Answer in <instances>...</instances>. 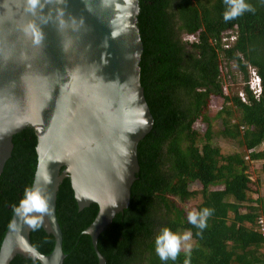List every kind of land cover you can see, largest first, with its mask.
Listing matches in <instances>:
<instances>
[{"label": "trees", "instance_id": "1", "mask_svg": "<svg viewBox=\"0 0 264 264\" xmlns=\"http://www.w3.org/2000/svg\"><path fill=\"white\" fill-rule=\"evenodd\" d=\"M246 3L255 11L225 22L224 0H140L141 85L147 100L178 115L139 142L140 171L131 203L98 238L106 264H184L188 257L183 250L175 261H161L156 254L155 239L165 227L192 232L190 264H264L259 222L264 193L259 178L247 172L248 159H264V145L259 148L264 142V0ZM229 63L243 81L242 95L239 90L225 94L226 78L232 73L226 68ZM249 68L261 79L258 96L247 83ZM215 97H221L220 103L210 116ZM212 117H218L221 127H213ZM195 121L206 123L202 132ZM217 134L235 139L241 149L222 152L212 141ZM13 143L0 175V247L13 206L32 186L38 162V135L32 125L17 132ZM194 180L200 188H189ZM193 197V207L178 203ZM203 208L212 213L201 230L189 223L188 214ZM98 212L97 202L79 209L66 177L57 197L64 264H99L92 238L84 232ZM31 240L44 253L54 248V235L41 223L32 229ZM10 264L41 263L18 254Z\"/></svg>", "mask_w": 264, "mask_h": 264}, {"label": "water", "instance_id": "2", "mask_svg": "<svg viewBox=\"0 0 264 264\" xmlns=\"http://www.w3.org/2000/svg\"><path fill=\"white\" fill-rule=\"evenodd\" d=\"M139 12L140 0H39L35 8L29 0H0V175L14 135L32 125L38 135L32 186L52 194L53 215L41 224L55 238L50 253L40 251L32 228L13 213L16 227L6 231L0 264L18 254L64 264L57 197L66 177L80 210L99 204L84 232L106 264L98 238L131 203L139 142L178 115L145 96Z\"/></svg>", "mask_w": 264, "mask_h": 264}, {"label": "clouds", "instance_id": "3", "mask_svg": "<svg viewBox=\"0 0 264 264\" xmlns=\"http://www.w3.org/2000/svg\"><path fill=\"white\" fill-rule=\"evenodd\" d=\"M29 3L32 8H35L39 0H29ZM224 3L227 6L223 14L225 22L240 17L246 11H255L251 5L246 3V0H224ZM227 86H224L225 94L228 93ZM37 178L42 180L45 185H50L52 183L50 175L41 177L40 174L37 173ZM51 199L52 194L50 192L45 194V190L42 187L30 186L25 188L23 197L19 200L17 205L13 206L12 210L17 217L35 230L39 227L44 216L51 217L53 215L54 210L50 204ZM116 206V204L113 205V207ZM211 213L212 210L209 208H203L199 212L193 210L188 214V221L196 228L203 230L207 227V219ZM15 227V221L9 224V228L14 229ZM197 234L200 235L201 233ZM191 239L192 232L190 230L181 234L173 232L171 229L165 227L155 239V252L161 261H175L183 250L188 257L184 260V264H190V254L192 250V244L190 243Z\"/></svg>", "mask_w": 264, "mask_h": 264}, {"label": "rangeland", "instance_id": "4", "mask_svg": "<svg viewBox=\"0 0 264 264\" xmlns=\"http://www.w3.org/2000/svg\"><path fill=\"white\" fill-rule=\"evenodd\" d=\"M181 37L183 38V34H181ZM226 68L230 69L231 75L229 74V79L228 77L227 82H228V91L230 92H234L235 90H239L240 92H242V84L243 81L241 80V78L239 77V75L235 72V65L233 63H229L226 64ZM225 70V69H224ZM225 75V73H224ZM221 99V97H215L213 100H211V105H210V116H212L213 114H215L218 106H219V100ZM233 108H235L233 106ZM212 121H213V127L217 128V127H221V124L218 121V117L213 118L212 117ZM194 126L196 129H198L199 131H203L206 127V123L203 121H195L194 122ZM214 144H217L221 147V151L225 152V153H229V152H233V151H238V149L240 150L241 148H239L238 143L236 142V140L231 139L229 137H224L221 135H214L213 139H212ZM264 142H262L259 145V148L263 147ZM248 163H249V167L247 169V172L251 175V177L255 178L257 176V178H259V183H260V190L262 193H264V159H253L250 160L248 159ZM201 187V184L198 180H194L189 184V188H194V189H198ZM199 200V199H198ZM197 202V198L193 197L190 198L189 200L186 201H179L178 203L181 205H183L185 208L187 207H193ZM185 231H183L184 233ZM182 233V234H183ZM193 239V238H192ZM192 239L190 241V243H192Z\"/></svg>", "mask_w": 264, "mask_h": 264}, {"label": "built area", "instance_id": "5", "mask_svg": "<svg viewBox=\"0 0 264 264\" xmlns=\"http://www.w3.org/2000/svg\"><path fill=\"white\" fill-rule=\"evenodd\" d=\"M225 37L223 36L222 39H224ZM248 85L250 87V89L252 90V92L254 93L255 96H258L260 91H261V79L260 76H258V74L255 72V70L253 68H249L248 69ZM240 94L242 95L243 93L240 92ZM259 222H260V227L261 230L263 231L264 234V216H260L259 217Z\"/></svg>", "mask_w": 264, "mask_h": 264}]
</instances>
